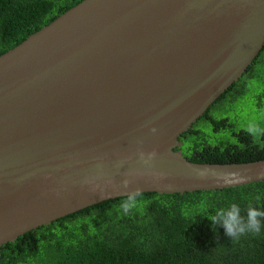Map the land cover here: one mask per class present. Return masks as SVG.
I'll use <instances>...</instances> for the list:
<instances>
[{
    "label": "water",
    "instance_id": "water-1",
    "mask_svg": "<svg viewBox=\"0 0 264 264\" xmlns=\"http://www.w3.org/2000/svg\"><path fill=\"white\" fill-rule=\"evenodd\" d=\"M263 48L264 0H80L0 54V246L129 193L264 180L179 139Z\"/></svg>",
    "mask_w": 264,
    "mask_h": 264
},
{
    "label": "trees",
    "instance_id": "trees-1",
    "mask_svg": "<svg viewBox=\"0 0 264 264\" xmlns=\"http://www.w3.org/2000/svg\"><path fill=\"white\" fill-rule=\"evenodd\" d=\"M80 0H0V54L51 22ZM264 48L179 139L184 156L199 163L264 159V129L242 126L229 106L246 93L247 81L264 77L257 68ZM263 100V93L258 96ZM262 105V104H261ZM224 136V140L221 139ZM127 196L108 199L39 226L0 246V264H264V227L232 241L206 217L237 203L264 210V180L184 193L144 192L125 213ZM172 216V217H170Z\"/></svg>",
    "mask_w": 264,
    "mask_h": 264
},
{
    "label": "clouds",
    "instance_id": "clouds-1",
    "mask_svg": "<svg viewBox=\"0 0 264 264\" xmlns=\"http://www.w3.org/2000/svg\"><path fill=\"white\" fill-rule=\"evenodd\" d=\"M150 131L156 132V128L151 127ZM155 155L154 150L149 152L147 156L143 152H140V158L144 164H150ZM125 186H127V181H125ZM136 206V193H129L121 204V208L125 213L131 211ZM206 217L211 221L212 226L222 225L225 234L232 241H238L248 233L259 234L262 227H264V210L251 205L248 206L246 215H241V209L237 203H231L227 208H218L213 213L206 215Z\"/></svg>",
    "mask_w": 264,
    "mask_h": 264
},
{
    "label": "rangeland",
    "instance_id": "rangeland-1",
    "mask_svg": "<svg viewBox=\"0 0 264 264\" xmlns=\"http://www.w3.org/2000/svg\"><path fill=\"white\" fill-rule=\"evenodd\" d=\"M257 71L264 77V62L263 66L260 65ZM246 93L232 102L229 106H222L223 109L229 110V117L232 121L237 122L242 126L247 124L256 126L260 135L264 129V98L260 99L262 93L264 95V84L258 79L252 78L247 81ZM262 104V105H261ZM224 140V136L221 135Z\"/></svg>",
    "mask_w": 264,
    "mask_h": 264
}]
</instances>
